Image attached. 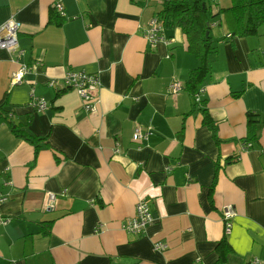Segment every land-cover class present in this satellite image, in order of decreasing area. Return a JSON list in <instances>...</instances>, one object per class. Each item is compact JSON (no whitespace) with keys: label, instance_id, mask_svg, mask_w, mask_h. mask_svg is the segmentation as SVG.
Wrapping results in <instances>:
<instances>
[{"label":"crops","instance_id":"1","mask_svg":"<svg viewBox=\"0 0 264 264\" xmlns=\"http://www.w3.org/2000/svg\"><path fill=\"white\" fill-rule=\"evenodd\" d=\"M52 3L0 0V24L20 22L24 52L0 51V101L13 124L44 139L16 136L0 116V193L9 195L0 204V264L264 262V25L232 38L229 13L212 25L216 53L200 97L214 133L186 87L168 93L199 66L184 33L167 25L171 44L152 48L146 39L164 0H63L64 19ZM231 5L216 0L217 10ZM22 65L31 69L13 85ZM68 71L99 77L96 114L63 88ZM32 91L50 109H32ZM136 125L152 129L147 141H132ZM140 198L154 223L130 234L123 226ZM228 205L236 216L226 236Z\"/></svg>","mask_w":264,"mask_h":264},{"label":"trees","instance_id":"2","mask_svg":"<svg viewBox=\"0 0 264 264\" xmlns=\"http://www.w3.org/2000/svg\"><path fill=\"white\" fill-rule=\"evenodd\" d=\"M225 12L229 13L235 22V30L228 38L256 35L258 29L264 25V0H232L229 9L219 10L216 8V0H164V9L158 17L159 21L163 23V36L173 42V39L165 36V27L175 25L180 28L187 38L188 51L199 61L197 68L189 70L186 85H183L180 81L178 82L181 83V91L186 87L192 95L194 109L197 110L198 108L205 114L204 122L214 130V133L216 129L207 115L206 102L201 101V98L196 102V98L199 94L201 95L200 87L207 81L206 79L211 73V61L216 53L215 42H213L211 36L212 25ZM175 81L177 80L173 82ZM169 86L168 93L172 95L169 92ZM7 105L6 99L0 101V116L16 136L24 138L35 145L44 141L43 138L32 136L18 125L13 124L12 120L9 119L11 114L5 110ZM37 150L38 147L36 146ZM226 243L224 239L220 245V250L224 255L228 251Z\"/></svg>","mask_w":264,"mask_h":264},{"label":"built area","instance_id":"3","mask_svg":"<svg viewBox=\"0 0 264 264\" xmlns=\"http://www.w3.org/2000/svg\"><path fill=\"white\" fill-rule=\"evenodd\" d=\"M79 1V0H77ZM53 9L62 18H66L65 7L63 0H53ZM21 29V24L16 20L14 16H11L6 22L0 24V51H7L12 56H21L24 54L23 50L19 47L18 35ZM163 23L159 21V18L153 17L149 28L145 32L146 39L149 45L154 48L158 44L169 45L172 40H167L163 34ZM30 67L22 65L20 69L11 74V82L13 85L21 84L24 77L29 73ZM49 85L56 87L58 82L51 80ZM100 87V80L97 74H89L86 72H74L68 71L63 77V88L65 90H73L79 94L83 100L82 109L88 114H96L98 112V90ZM181 83L175 81L170 84L169 92L172 95H178L181 91ZM200 94L196 98V102L200 100ZM30 106L36 112H45L50 109V104L43 97H38L32 91ZM152 134L150 127L143 128L142 126L136 125L132 134V141L140 144L149 139ZM122 150L119 146H116L113 150V156H119ZM9 200V195H3L0 193V204L5 203ZM56 196L49 194L46 201V209L53 210L55 206ZM135 216L130 218L127 223L123 226L127 233L135 235H144L148 228L154 223V216L150 207L149 202L145 198H140L135 206ZM236 216V212L233 206H226L222 210V220L225 225V235L229 236L232 233L233 220ZM6 223V222H4ZM167 248L165 243L155 244V249L158 251H164ZM253 264H264V262L255 259Z\"/></svg>","mask_w":264,"mask_h":264},{"label":"rangeland","instance_id":"4","mask_svg":"<svg viewBox=\"0 0 264 264\" xmlns=\"http://www.w3.org/2000/svg\"><path fill=\"white\" fill-rule=\"evenodd\" d=\"M64 4V3H63Z\"/></svg>","mask_w":264,"mask_h":264}]
</instances>
